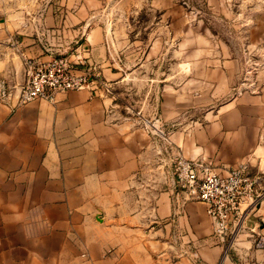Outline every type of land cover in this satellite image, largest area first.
I'll use <instances>...</instances> for the list:
<instances>
[{"label": "crops", "instance_id": "obj_1", "mask_svg": "<svg viewBox=\"0 0 264 264\" xmlns=\"http://www.w3.org/2000/svg\"><path fill=\"white\" fill-rule=\"evenodd\" d=\"M69 1L72 27L44 0L1 1L0 79L17 84L26 59L67 56L113 92L0 104V264H264V70L260 88L223 110L191 112L207 96L191 98L188 85L225 88L239 65L190 75L183 39L179 63L131 66L130 35L90 28L93 0ZM126 86L140 93V113L125 110ZM177 157L219 175L245 164L259 179L234 234L215 236L206 205L173 174Z\"/></svg>", "mask_w": 264, "mask_h": 264}, {"label": "rangeland", "instance_id": "obj_2", "mask_svg": "<svg viewBox=\"0 0 264 264\" xmlns=\"http://www.w3.org/2000/svg\"><path fill=\"white\" fill-rule=\"evenodd\" d=\"M1 1L0 14L6 10ZM69 2L44 0L43 9L45 12L52 9L59 19L69 18L72 27L73 19L71 20L70 15L75 9L68 6ZM93 2L95 6L88 9V13L93 15L90 28L102 26L106 30V35H130V44L133 46L124 57L125 63L131 66L139 63H179L181 56L176 49L179 41L183 39L186 50L184 52H187L189 58L186 64L190 75L195 74L194 70L221 66L226 62L239 65L236 76L229 81L227 87L225 85V88L220 89L217 83L207 84V87L203 85L204 88L193 83L188 85L191 98L197 97L196 91L207 96L200 106L191 105V112L223 110L224 106L236 97L260 88L264 70V0H93ZM82 3H85V0H82ZM143 75L145 73H142L141 78ZM102 80L105 82L103 78ZM148 81L141 80L136 87L144 89L148 86ZM108 87L110 91L105 93L111 94L113 92L111 84ZM98 89L103 91L100 86ZM132 89L133 86H126L122 90L121 101L126 111L140 113L141 109H138L136 103L142 97L138 91L132 92ZM180 159L184 158L177 157L173 162L175 177L176 161ZM256 192L255 189L253 199L247 204L257 199Z\"/></svg>", "mask_w": 264, "mask_h": 264}, {"label": "built area", "instance_id": "obj_3", "mask_svg": "<svg viewBox=\"0 0 264 264\" xmlns=\"http://www.w3.org/2000/svg\"><path fill=\"white\" fill-rule=\"evenodd\" d=\"M24 64L23 86L0 79V104L17 108L39 99L52 102L59 92L92 87L99 90L98 86L110 91L99 73L90 68L77 69L67 56H53L48 61L26 59ZM175 166L179 186L206 205L207 214L214 222L215 236L226 238L240 229L245 217L243 206L253 199L259 182L250 176L247 165L231 169L227 175L215 173L202 162L186 159L177 160ZM257 248H264L263 238L257 242Z\"/></svg>", "mask_w": 264, "mask_h": 264}, {"label": "water", "instance_id": "obj_4", "mask_svg": "<svg viewBox=\"0 0 264 264\" xmlns=\"http://www.w3.org/2000/svg\"><path fill=\"white\" fill-rule=\"evenodd\" d=\"M25 81H26V67L25 64H23L21 73L17 75V85L23 86L25 84Z\"/></svg>", "mask_w": 264, "mask_h": 264}]
</instances>
